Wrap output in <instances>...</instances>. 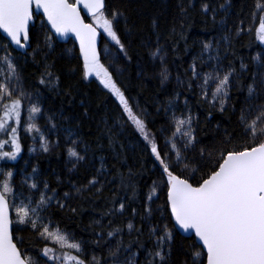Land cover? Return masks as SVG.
Wrapping results in <instances>:
<instances>
[{"label":"snow or ice","instance_id":"snow-or-ice-1","mask_svg":"<svg viewBox=\"0 0 264 264\" xmlns=\"http://www.w3.org/2000/svg\"><path fill=\"white\" fill-rule=\"evenodd\" d=\"M230 3L231 0H227V4ZM191 6L189 3L188 7ZM180 8L182 13L187 12L183 0ZM219 9L227 11L226 4H219ZM82 11L91 17V22H86ZM201 11L211 12L215 21L218 9L210 8L208 0H202ZM121 19L125 20L126 32L130 35L124 11L111 8L106 0H0V30L9 38L8 44L0 45V161H5L0 165V264H41V261L43 264H171L178 233H194L198 238L189 249L191 264H264V73L254 74L247 85L242 84L235 67L231 64L223 66L219 44L205 43L204 52L209 53L207 60L216 62L211 71H198L194 60L190 65L191 76L185 74L186 78L182 80L178 75L177 83L184 84L191 91L193 81H198L196 87L199 88L200 100L209 106V117L212 109L221 113L229 108L233 113L238 111L240 132L225 133L210 147H197L200 144L196 134L199 119L188 106L187 99L184 100V109H177L176 102L180 99L177 93L165 108V112L170 113L171 127L159 130L161 135L166 131L170 133L163 139L162 147L156 132L149 128L146 118L134 110L113 78L119 55L131 59L117 29ZM155 23L154 20V27ZM252 23L258 24L255 35L264 43V2L261 0L254 5ZM243 31V27L238 28L236 35ZM248 31L252 32L251 26ZM102 33L113 42L116 56H112L107 43L103 49L99 46ZM70 35L79 42L82 77L98 78L103 87L118 98L123 114L150 148L154 167L160 169V179L153 182L140 215V220L148 223L147 234L142 225L138 227L128 221L126 234L129 238L125 239L124 227L105 228L100 221L95 222L98 230H94L96 238L91 240V244L96 248L106 246L104 255L86 251V242L62 228L50 212L53 206L58 209L66 207V201L72 198L69 192L60 196L47 180L36 175L37 168L17 181V171L7 166V161L21 157L22 131L29 134L33 142L39 140L43 152L59 146L58 139L53 145L45 134V130L58 131V126L52 116L44 115L39 90L30 91L25 87L20 65L12 55L10 45L23 49L20 55L25 60L31 49L35 60L37 52L42 50L41 45L51 49L55 43L54 36L62 39ZM222 39L230 44L231 35L226 34ZM33 42L35 48L32 47ZM165 55V50L159 45L152 52L153 58L161 62L159 75L162 83L167 82L171 75ZM108 57H112V63L106 67L102 60ZM202 58L203 52L201 64L206 62ZM253 59L264 68V49L258 51ZM49 67L46 65L39 80L41 85L59 82V77ZM110 67L113 71L109 70ZM241 67L246 66L242 63ZM234 84L238 90L247 91L239 109L229 103ZM25 111L27 119L22 123ZM41 116L46 120L45 130L36 123ZM66 131L67 153L73 169L81 163L87 164L88 145L78 150L82 141L71 129ZM109 142L110 145L113 143L111 138ZM30 151L35 152L36 148ZM99 163L87 184L73 186L77 194L82 195L92 188H96L97 193L102 192L101 179L106 176L107 169L103 157ZM19 172L22 173L23 169ZM132 175L130 168L127 177L121 173L120 186L125 196L130 189L131 198L135 199L138 189ZM157 190L164 194V204L158 205L155 211L161 216L168 213L171 228L168 224L152 223L153 197L159 199ZM111 203L112 207L102 216L124 213L123 198L118 202L113 198ZM70 210L76 212L75 208ZM132 214L134 217L137 215L136 209ZM24 231L34 232L46 242L35 256L29 254V248L36 247L31 243L29 248L22 250L25 241L19 233ZM145 235L147 240L143 239ZM149 241L151 247H146ZM183 264L189 262L184 261Z\"/></svg>","mask_w":264,"mask_h":264},{"label":"trees","instance_id":"trees-1","mask_svg":"<svg viewBox=\"0 0 264 264\" xmlns=\"http://www.w3.org/2000/svg\"><path fill=\"white\" fill-rule=\"evenodd\" d=\"M201 2L202 0H183L187 12L182 13L181 0H106V4L111 8L124 11L127 17V29L131 30L130 35L127 34L123 19L117 24L131 59L120 54L116 61L117 70L113 71L111 67L109 70L113 71V78L125 92L134 110L142 114L149 128L156 132L157 140L162 147L163 139L170 133L166 131L161 135L159 130L171 127L170 113L165 112V108L177 93L180 94V99L176 102L177 109L183 110L184 100L187 99L188 106L199 119L196 134L200 144L197 147H210L214 141L224 137L225 133L240 132L237 123L238 111L233 113L229 108L221 113L212 109L209 117V106L200 100L199 88L196 87L198 81H193L191 91L184 84L177 83L178 75L182 80L186 78L185 74L187 77L191 76L190 65L194 60L198 65V71H211L216 62L207 60L209 53L204 52L205 43L219 44L223 66L228 67L231 64L235 67L237 77L242 84L247 85L252 75L264 73V68L259 67L253 59L258 51L264 49V43H261L255 35L258 24L252 23V13L257 0H231L230 5L227 4V0H208L210 8L218 9L215 13V21L211 18V12L201 11ZM189 3L191 7H188ZM221 3L226 4L227 11L219 9ZM87 20L91 22V18ZM241 21H243L242 25ZM249 26L252 27V32L248 31ZM240 27H243L244 31L236 35ZM226 34L231 35L230 44L222 39ZM53 40L55 43L51 49L41 45L42 50L37 52L35 60L32 58L31 49L28 50L27 60L11 45L10 50L20 65L25 87L30 91L38 89L42 94L40 104L44 115L52 116L59 129L57 136L59 146H55L49 152L34 153L30 151L28 144L30 135L22 131L21 157L16 161L8 162L7 166L17 171V180L32 174V169L37 168L36 175L40 179L47 180L50 187L56 189L60 196H63L64 192H69L72 198L66 201V207L58 209L53 206L50 212L60 222L62 228H66L86 242V251L104 255L106 246L96 248L91 244V240L96 238L94 230H98L95 222L100 221L105 228L124 227L125 239L129 238L126 234L128 221L138 227L142 225L147 234L148 223L142 222L140 215L143 214L145 198L153 182L160 179V169L154 167V156L150 153V148L127 119L126 114H123L118 98L105 89L98 78L82 77V60L73 39L59 42L54 36ZM8 42L0 33V45ZM105 43L111 48L112 56H116L113 42L102 33L101 49L104 48ZM158 45L166 52L165 63L171 74L164 83L161 82L159 75L161 62L152 56ZM32 47H36L35 42ZM202 52V59L206 61L203 64H201ZM212 55H215V52ZM102 62L107 67L112 63V57L103 59ZM242 63L245 68L241 67ZM46 65L50 66L49 70L59 77L58 84L39 83ZM257 79L259 80L258 75ZM231 96L229 103L235 104L239 109L247 96V91L238 90L234 84ZM40 121L42 126L46 125L44 116H41ZM68 129H71L82 141L78 150H82L85 144L88 145L89 162L77 165L72 172L67 165L66 130ZM108 129L110 132L107 131ZM110 138L113 141L111 145ZM101 157L104 158L107 169L106 176L101 179L102 192L97 193L96 188H92L82 195L77 194L73 186L85 185L92 179L100 166ZM129 168L133 173L132 181L138 189V196L135 199L131 198L130 189L125 196L120 186V174L127 177ZM20 169H23L22 173L19 172ZM157 192L159 199L153 197L155 203L152 204L154 210L152 223L168 224L171 228L172 221L168 213L165 212L164 216H161L155 211L158 205L164 204V194L159 190ZM113 198L117 202L121 198L125 200L124 213L102 216L112 207ZM116 206L118 207V203ZM71 208H75L76 212H72ZM133 209L137 212L135 217L132 214ZM109 221L112 222L111 225ZM19 235L25 241L22 250L29 248L30 243L36 246L29 248V254L33 256L46 243L34 232L24 231ZM143 239L147 240V236L145 235ZM195 243L194 236H183L178 233L173 245L171 264H183L184 261L191 264L189 249ZM101 244L103 245V241ZM145 246L151 247V242H147ZM142 257L143 253L141 259Z\"/></svg>","mask_w":264,"mask_h":264},{"label":"rangeland","instance_id":"rangeland-1","mask_svg":"<svg viewBox=\"0 0 264 264\" xmlns=\"http://www.w3.org/2000/svg\"><path fill=\"white\" fill-rule=\"evenodd\" d=\"M12 55L15 56L13 53H12ZM26 119H27V112L25 111L24 114H23V116H22V123H23V121L26 120ZM40 119H41V117L36 121V123L38 124V126L41 127L42 130H45V126H42V125L40 124V123H41ZM58 132H59V129H58V131H54V132H48V131L45 130V134L47 135L48 139H49L50 141L53 142V145L55 144V141L58 139V138H57V136H58ZM28 144H29V148H30V149L33 148V147L36 148V151H35V152H43V151L41 150V148H40V141H39V140L33 142V140H32V139L30 138V136H29ZM54 147H55V146H52L51 149L54 148ZM51 149H50V150H51ZM35 152H34V153H35ZM2 162L5 163V161H0V164H1ZM8 162H10V161H7V163H8ZM1 165H3V164H1ZM67 165H68V169H69V171H70V169H71L70 172H72L74 169H73L72 160L70 159L69 156L67 157ZM16 177H18V176H16ZM23 177H24V176H23ZM23 177H21L20 179H22ZM20 179L17 180V178H16L17 181H20ZM49 246H51V245H49ZM41 264H43V261H41Z\"/></svg>","mask_w":264,"mask_h":264},{"label":"water","instance_id":"water-1","mask_svg":"<svg viewBox=\"0 0 264 264\" xmlns=\"http://www.w3.org/2000/svg\"><path fill=\"white\" fill-rule=\"evenodd\" d=\"M82 15L85 16V20H86V22H90V21L87 20V18H91V17H90L88 14H86V11H82ZM0 33H1V35H3V36L9 41V38H7L6 34L3 33L2 30H0ZM55 38H56L59 42H68L70 39H73V41L75 42V45H76V47L78 48V51H79V42H78V40H77L74 36L70 35L69 37H67V38H62V39L59 38V37H56V36H55ZM101 40H102V35L99 37V40H98L99 46H101ZM11 46H12L15 50H17V51H19V52H23V51H24L23 49H17L16 46H15L14 44H11ZM80 58H81V60H82V57H80ZM180 234H181V233H180ZM181 235H183V236H194V237H195L194 233H191V234H189V233H183V234H181ZM195 239H196V241L198 240V238H196V237H195Z\"/></svg>","mask_w":264,"mask_h":264}]
</instances>
